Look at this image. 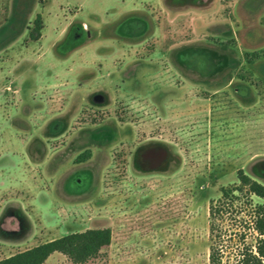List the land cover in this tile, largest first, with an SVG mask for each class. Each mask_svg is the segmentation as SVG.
<instances>
[{"label": "rangeland", "instance_id": "obj_1", "mask_svg": "<svg viewBox=\"0 0 264 264\" xmlns=\"http://www.w3.org/2000/svg\"><path fill=\"white\" fill-rule=\"evenodd\" d=\"M241 169L264 185V0H0V260L109 228L86 264H209ZM245 206L222 264L256 244Z\"/></svg>", "mask_w": 264, "mask_h": 264}, {"label": "trees", "instance_id": "obj_2", "mask_svg": "<svg viewBox=\"0 0 264 264\" xmlns=\"http://www.w3.org/2000/svg\"><path fill=\"white\" fill-rule=\"evenodd\" d=\"M142 24L143 30L138 32L139 34L146 30L145 24L143 22ZM42 29V17L38 16L30 32V38L38 41L41 38ZM90 158L91 152L86 151L77 158V163L85 162ZM237 177L239 183L231 187H223L222 196L210 204L209 264H222L226 255L222 246V234L218 232L217 220L224 213L228 214L236 201L242 200L243 197H246V206L244 210L241 209V212H248L252 219L247 222V225L249 230L256 235V244H247L245 234H241L243 245L234 250L233 264H264V204H254L252 200V197L264 200V185L246 174L243 169L238 171ZM111 243V229H88L84 232L65 235L7 257L0 260V264H45L55 253L67 256L75 264H86L96 258Z\"/></svg>", "mask_w": 264, "mask_h": 264}, {"label": "flooded vegetation", "instance_id": "obj_3", "mask_svg": "<svg viewBox=\"0 0 264 264\" xmlns=\"http://www.w3.org/2000/svg\"><path fill=\"white\" fill-rule=\"evenodd\" d=\"M125 28L127 29V32H132V33H137L140 32L141 30H143V24L141 21L137 20V19H131L128 20L125 24H124Z\"/></svg>", "mask_w": 264, "mask_h": 264}]
</instances>
